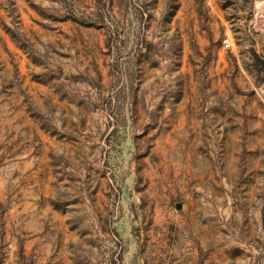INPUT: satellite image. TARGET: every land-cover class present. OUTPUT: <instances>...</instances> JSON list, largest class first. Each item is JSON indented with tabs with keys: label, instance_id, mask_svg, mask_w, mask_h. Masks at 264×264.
<instances>
[{
	"label": "rangeland",
	"instance_id": "374dc122",
	"mask_svg": "<svg viewBox=\"0 0 264 264\" xmlns=\"http://www.w3.org/2000/svg\"><path fill=\"white\" fill-rule=\"evenodd\" d=\"M0 264H264V0H0Z\"/></svg>",
	"mask_w": 264,
	"mask_h": 264
}]
</instances>
